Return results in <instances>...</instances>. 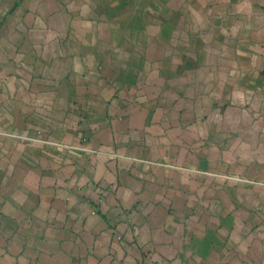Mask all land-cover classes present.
<instances>
[{"label":"crops","instance_id":"obj_1","mask_svg":"<svg viewBox=\"0 0 264 264\" xmlns=\"http://www.w3.org/2000/svg\"><path fill=\"white\" fill-rule=\"evenodd\" d=\"M0 264H264V0H0Z\"/></svg>","mask_w":264,"mask_h":264}]
</instances>
